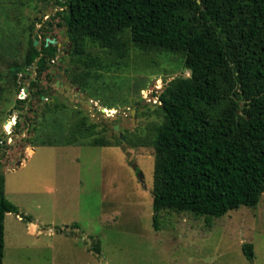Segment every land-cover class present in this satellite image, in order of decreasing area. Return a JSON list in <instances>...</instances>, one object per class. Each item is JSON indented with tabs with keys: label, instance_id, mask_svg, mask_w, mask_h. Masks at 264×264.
Returning <instances> with one entry per match:
<instances>
[{
	"label": "rangeland",
	"instance_id": "rangeland-1",
	"mask_svg": "<svg viewBox=\"0 0 264 264\" xmlns=\"http://www.w3.org/2000/svg\"><path fill=\"white\" fill-rule=\"evenodd\" d=\"M55 3L0 0V137L6 138L0 169L5 194L20 212L5 217L3 264H264V194L256 206L218 218L163 209L155 226L154 140L164 119L157 95L173 79L190 76L180 54L129 43L120 49L89 45L86 55L75 56L63 26L47 34L61 46L51 63L56 71L40 83L58 92L65 107L44 111L47 98L18 102L36 78L25 60L37 20L53 15ZM58 19L52 16L54 23ZM21 112L30 118V132L17 135L13 127L10 138L12 118L24 126ZM82 116L95 128L81 141H115L121 135L125 140L67 145V129ZM244 243L253 244V259Z\"/></svg>",
	"mask_w": 264,
	"mask_h": 264
},
{
	"label": "trees",
	"instance_id": "trees-1",
	"mask_svg": "<svg viewBox=\"0 0 264 264\" xmlns=\"http://www.w3.org/2000/svg\"><path fill=\"white\" fill-rule=\"evenodd\" d=\"M56 2L63 8L57 15L65 20L72 55H86L89 45L120 49L130 43L142 50L180 54L191 73L173 79L157 95L164 117L154 140L157 229L160 212L167 208L218 218L243 205L259 204L264 194V0ZM35 39L38 35L30 41L25 67H34L36 78L30 82L28 96L18 102L45 96V108L54 111L65 103L40 80L53 76L50 62L58 46L43 41L40 48ZM72 111L80 112L75 107ZM21 115L24 126L17 121V135L31 129L30 118ZM94 128L85 117L78 118L67 129L66 144L121 143L120 137L80 140L92 136ZM5 141L0 137V156L6 153ZM12 212L20 214L5 194L0 169V264L5 253V217ZM96 250L101 251L99 245ZM243 251L253 259L252 243H244Z\"/></svg>",
	"mask_w": 264,
	"mask_h": 264
},
{
	"label": "flooded vegetation",
	"instance_id": "flooded-vegetation-1",
	"mask_svg": "<svg viewBox=\"0 0 264 264\" xmlns=\"http://www.w3.org/2000/svg\"><path fill=\"white\" fill-rule=\"evenodd\" d=\"M61 1H64V0H61ZM55 4L58 5L57 2ZM61 10H63V8L59 6V8H57L53 12V15H47V16H44L43 18H41L40 20H37V23H36L37 35H38V38L40 40H42V42L45 41V43H46L47 39H50V40L54 39L55 42L52 43V44L57 45L58 47L61 46V43H57V38H55L54 36L51 38L49 35H47L48 33L51 34V35H54L55 33L59 32L63 28L65 20L62 19L61 16L57 15V13L59 11H61ZM52 16H54L55 18H59L57 20V22L54 23L52 21ZM66 29H65V31H66ZM56 53H58V50L56 51ZM62 60H63V58H59V61H62ZM51 63H52V61L50 62V64ZM59 68L61 69V66H59ZM53 70L54 69H52V67H51V71L54 74ZM57 76L59 77V74ZM63 76L67 78V76H68V71L67 70H64ZM58 81L59 80L56 81V86H57V82ZM70 82L73 83L72 81H70ZM43 106H44V111H45V104H43Z\"/></svg>",
	"mask_w": 264,
	"mask_h": 264
},
{
	"label": "water",
	"instance_id": "water-1",
	"mask_svg": "<svg viewBox=\"0 0 264 264\" xmlns=\"http://www.w3.org/2000/svg\"><path fill=\"white\" fill-rule=\"evenodd\" d=\"M54 42H55L54 39H52V40L47 39L46 45H49V43H54ZM34 44H35L36 46L39 44V45H40V48H41V46H42V40H40V39H35ZM55 71H56V70H53V72H55ZM59 85H60V82L58 81V82H57V86L59 87ZM42 98H43V100L46 99L45 96H42ZM89 102H90L91 104L93 103L91 100H90ZM101 111H102V112H107L105 107H102V108H101ZM114 128H115V130H119V125H115ZM121 139H122V140H125V137L121 135ZM122 149L125 150V147L122 146ZM128 156H131V152H130V151H128ZM133 167H134V169H137V168H138V165H137L136 163H134V164H133ZM139 176H140V178L143 180V178H144V174H143L142 172L139 173Z\"/></svg>",
	"mask_w": 264,
	"mask_h": 264
},
{
	"label": "built area",
	"instance_id": "built-area-1",
	"mask_svg": "<svg viewBox=\"0 0 264 264\" xmlns=\"http://www.w3.org/2000/svg\"><path fill=\"white\" fill-rule=\"evenodd\" d=\"M16 124H17V118L16 117H14V118H12L11 119V123H10V125L8 126V125H6V127H7V131H8V135H9V137L11 138L12 137V134H13V131H11V129L13 128V127H15L16 126ZM8 137V138H9ZM3 144H4V146H5V144H6V141L5 142H3Z\"/></svg>",
	"mask_w": 264,
	"mask_h": 264
},
{
	"label": "crops",
	"instance_id": "crops-1",
	"mask_svg": "<svg viewBox=\"0 0 264 264\" xmlns=\"http://www.w3.org/2000/svg\"><path fill=\"white\" fill-rule=\"evenodd\" d=\"M22 164H23L22 161L18 163V165H22Z\"/></svg>",
	"mask_w": 264,
	"mask_h": 264
},
{
	"label": "bare ground",
	"instance_id": "bare-ground-1",
	"mask_svg": "<svg viewBox=\"0 0 264 264\" xmlns=\"http://www.w3.org/2000/svg\"><path fill=\"white\" fill-rule=\"evenodd\" d=\"M106 108V107H105ZM106 111L109 112V110L106 108ZM30 153V152H29Z\"/></svg>",
	"mask_w": 264,
	"mask_h": 264
}]
</instances>
